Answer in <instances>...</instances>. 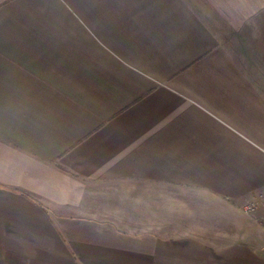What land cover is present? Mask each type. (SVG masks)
I'll list each match as a JSON object with an SVG mask.
<instances>
[{
    "label": "crops",
    "instance_id": "0c3cea01",
    "mask_svg": "<svg viewBox=\"0 0 264 264\" xmlns=\"http://www.w3.org/2000/svg\"><path fill=\"white\" fill-rule=\"evenodd\" d=\"M264 0H0V264H264Z\"/></svg>",
    "mask_w": 264,
    "mask_h": 264
},
{
    "label": "built area",
    "instance_id": "2783aa9c",
    "mask_svg": "<svg viewBox=\"0 0 264 264\" xmlns=\"http://www.w3.org/2000/svg\"><path fill=\"white\" fill-rule=\"evenodd\" d=\"M260 207H263L264 208V196L258 198V199H254V200H251L249 202H247L243 208L246 210V211H254ZM262 224L264 225V215L262 216Z\"/></svg>",
    "mask_w": 264,
    "mask_h": 264
}]
</instances>
